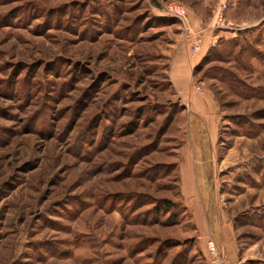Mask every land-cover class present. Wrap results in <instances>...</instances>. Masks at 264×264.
<instances>
[{
    "label": "rangeland",
    "instance_id": "obj_1",
    "mask_svg": "<svg viewBox=\"0 0 264 264\" xmlns=\"http://www.w3.org/2000/svg\"><path fill=\"white\" fill-rule=\"evenodd\" d=\"M156 1L0 0V264H264V0Z\"/></svg>",
    "mask_w": 264,
    "mask_h": 264
},
{
    "label": "crops",
    "instance_id": "obj_2",
    "mask_svg": "<svg viewBox=\"0 0 264 264\" xmlns=\"http://www.w3.org/2000/svg\"><path fill=\"white\" fill-rule=\"evenodd\" d=\"M190 20V19H189ZM189 50V45L187 40L184 42V64L181 71L179 73L175 74V77L178 78L177 82L181 86V88H185L184 90V103L187 106L188 110L191 111L189 118V134L190 136H194L195 138L198 136L200 137L199 131V121H205L207 123V127L209 128L207 136H212L211 134V126L210 119L208 118V115L206 114L207 111L205 109H198L197 108V99L198 94L195 90H193V69L195 67V59L192 58ZM206 97V96H205ZM209 123V124H208ZM199 141V140H198ZM199 143V142H198ZM202 146L201 144H197L195 142V146L191 145V148L188 150H184L182 160L178 164V170H179V177H180V185L183 190L187 194L185 197L186 200H190L191 197L194 195V186H200L204 181V175H205V166L204 162L202 161ZM221 205L218 202L217 198L215 197L214 202V208L213 211L216 212V222H217V228H216V244L221 248L225 249L228 245L229 235L228 232L225 229V224L223 222L222 216L219 212H221ZM209 212L208 206L205 207V221L204 225L199 222V227L204 231L206 234H210L213 239L215 240V231L210 226V214H207ZM194 214L195 221L198 223L199 221V215L197 211ZM220 214V215H219ZM230 242V241H229ZM233 258H237L236 256H232Z\"/></svg>",
    "mask_w": 264,
    "mask_h": 264
},
{
    "label": "built area",
    "instance_id": "obj_3",
    "mask_svg": "<svg viewBox=\"0 0 264 264\" xmlns=\"http://www.w3.org/2000/svg\"><path fill=\"white\" fill-rule=\"evenodd\" d=\"M168 13L179 18L182 22H183V25L187 28H188V24H187V21L185 19V13L182 12L180 9L178 8H169L168 10ZM196 49V48H195ZM207 245H208V248L210 251L213 250L214 248V244H213V241L212 240H209L207 242ZM217 264H229V262L226 260L225 256L224 255H220L219 257H217ZM231 264H240L239 261H235V262H231Z\"/></svg>",
    "mask_w": 264,
    "mask_h": 264
},
{
    "label": "trees",
    "instance_id": "obj_4",
    "mask_svg": "<svg viewBox=\"0 0 264 264\" xmlns=\"http://www.w3.org/2000/svg\"><path fill=\"white\" fill-rule=\"evenodd\" d=\"M151 1H152L153 3H155V5L158 4V2H157L156 0H151ZM196 67H197V66H195L194 69H193V72H194V73H195ZM166 203L168 204L169 202H166ZM166 203L163 204V208H165V206H166L165 204H166Z\"/></svg>",
    "mask_w": 264,
    "mask_h": 264
},
{
    "label": "bare ground",
    "instance_id": "obj_5",
    "mask_svg": "<svg viewBox=\"0 0 264 264\" xmlns=\"http://www.w3.org/2000/svg\"><path fill=\"white\" fill-rule=\"evenodd\" d=\"M185 19H186V17H185ZM186 21H187V19H186ZM187 24H188V22H187ZM188 28H189V26H188Z\"/></svg>",
    "mask_w": 264,
    "mask_h": 264
}]
</instances>
